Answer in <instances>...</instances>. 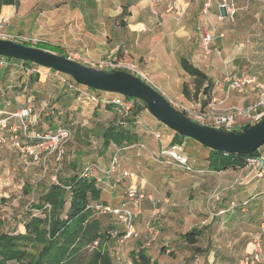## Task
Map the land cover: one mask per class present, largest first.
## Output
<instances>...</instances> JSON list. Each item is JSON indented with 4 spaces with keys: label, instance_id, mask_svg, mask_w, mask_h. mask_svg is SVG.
<instances>
[{
    "label": "rangeland",
    "instance_id": "1",
    "mask_svg": "<svg viewBox=\"0 0 264 264\" xmlns=\"http://www.w3.org/2000/svg\"><path fill=\"white\" fill-rule=\"evenodd\" d=\"M128 1L130 0H19L17 9L9 8V11L0 18V39L29 47H36L38 42L46 41L59 44L62 49L61 53L65 56L68 52H76L93 62L103 60L114 52L118 42L124 43L122 38L119 40L116 38V33L123 35L127 30L120 22L127 24L129 21L127 17L121 15L124 8L126 11L129 10V7H125ZM234 1L240 8L245 6L246 0ZM212 8H214L213 11L216 10L215 5ZM216 25L219 33L223 35L214 39L211 48L218 50L220 55H205L202 51V55L206 59L208 58L214 80L223 82L225 73L229 72L233 75L244 74L254 77L257 84L264 85V7L259 2L251 3L246 10H240L232 21H224L216 23ZM199 31L201 32L200 28ZM88 40L95 44L91 51L82 48V42ZM124 44L129 45L127 41ZM125 49L127 53L118 52V58L123 62L134 64L142 70H144V65H148L150 69L155 68V65L148 63L145 56L139 58L137 55L136 59L132 50L128 51V47ZM113 54L116 57V54ZM32 70L39 71V73L33 71V74H38L36 82L29 80ZM183 84L191 86V78L187 77ZM153 87L159 93L162 91L156 86ZM171 88L173 89V86ZM82 92H88L89 96L95 98L102 96L89 89H82ZM251 93H255V91ZM166 97L169 98L168 95ZM171 98L175 99L172 96ZM180 98L179 101L189 105L186 101L189 99L184 96ZM201 99L203 98L200 96V102ZM28 101L33 104L37 116L35 127L37 131L44 133L56 129L58 126H64L70 129L72 137L65 146V155L59 170H57L58 164L53 157L48 158L42 165L21 158L8 143L0 148V199L4 200L0 202V222L1 229L5 232H25L23 221L27 220V210L30 205L36 202L40 189L55 183L57 177L64 179L69 175L81 172V169L88 164L96 163L103 168L108 164L113 150L111 147L105 153H100L101 141L99 138L100 130L112 123L116 117L113 108H111V112L102 103L97 105L94 101L74 96V93L64 92L51 71L44 75L42 68L28 67L27 70L23 64L17 68H0V110L14 111L16 108L24 106ZM139 119L143 123H146L148 119L157 121L147 110H142L139 113ZM156 129L162 137V143L167 134L174 132L160 123L156 125ZM183 141L182 149L193 172H184L179 167L170 168L174 164L164 162L149 163V166H146L148 171H153L154 175L150 174L152 177L159 178L156 180L158 184H154L156 185L154 188L150 187V189L144 190L145 193H150L157 199H155L154 207L159 210L158 218L150 220L149 211L153 209L152 205L150 208L142 210L141 224L138 223V218L136 219L135 227L140 234L137 240L129 239L120 244L118 237L110 239L106 244V249L113 264H125L124 261H128L129 252L133 248H137V245L145 246L148 254L156 260L157 264H204L202 259L190 255L192 248L181 246L179 235L198 222V217L203 218L200 221L211 217L206 209V204L208 205L209 201L210 206L213 202L209 198L215 191L212 192L211 186L204 183L199 184L195 178L198 173V165L193 160L202 162L203 158L200 154L190 150L185 142L199 143L190 138H184ZM202 148L205 147L202 146ZM261 148L260 146L257 149L258 153L262 150ZM138 158L136 162H129L125 167L126 171L142 175L138 170L141 169L140 162L144 160L142 159L144 157L140 155ZM120 159L121 154H119V164ZM73 166L76 167V172L73 171ZM119 167L121 169V165ZM121 171L123 170L121 169ZM121 171H116V174ZM251 172L256 174V171ZM163 174L171 176L175 182L180 184V187L169 185L163 181ZM246 174L247 172H242L241 176ZM116 177L103 183L101 189L103 191L105 189L106 192V190L116 189L117 186H120L122 183H113ZM130 181L133 180L130 179ZM131 185L136 186L134 183ZM25 191H30V193L27 194ZM164 198L168 199V203L162 201ZM234 201L235 203L240 202ZM198 208L202 210V213L199 216L195 215L197 219L193 217L188 221L184 219L182 225L180 221L175 223L174 228L171 229L163 225V220L169 211L178 214L181 219V214L190 211L193 213ZM32 213L40 214L37 210H33ZM100 218L105 226L114 224L118 232L121 231L120 225L115 224L110 218L101 215ZM241 227L238 225L231 232L219 231L220 243L229 241L231 235L240 234ZM256 227V224L252 228L250 227V232L256 231ZM151 228L158 229L155 237L149 233ZM200 242H206L205 235L202 236ZM162 248L169 250V253L159 252ZM241 255L240 252H234L230 256L231 261L223 259L221 264H238Z\"/></svg>",
    "mask_w": 264,
    "mask_h": 264
},
{
    "label": "crops",
    "instance_id": "2",
    "mask_svg": "<svg viewBox=\"0 0 264 264\" xmlns=\"http://www.w3.org/2000/svg\"><path fill=\"white\" fill-rule=\"evenodd\" d=\"M166 1L167 0H165V3ZM147 3L148 0H130L126 4L124 3L125 7H129V12L127 11L129 14L127 17L129 21L123 26L126 27L127 30L124 31L123 35L116 33V38H118V40L122 38L124 43L127 41L129 45H126L121 41L118 42L117 45L115 44L116 46L112 54L115 53L117 55L118 52L127 53L125 47H128V51L132 50L134 52L135 58L137 55L139 58L145 56L148 63L155 65V68L150 69L148 65H144V70L141 68L140 70L144 73L146 72V76L149 75L148 79L151 84L156 86L160 91L162 90L161 92H163L164 95L167 94L169 98L172 96L178 100L183 96L182 85L186 78L189 77L186 76L183 70L181 71L180 67V59L186 58L193 66L202 70L212 79L214 84L211 94L212 98L221 100L225 94L224 81L220 83L214 80L208 58L206 59V57L202 55L201 50V33L199 28L203 26L205 22V17L201 11L202 0H178V3L182 5V7L188 8L191 17L189 19H182L175 18L171 15H165L161 20L160 25L157 23L156 17L148 12ZM12 7L13 6L3 7L0 18L3 17V15L9 11L8 9ZM14 8L17 9V7ZM164 9L165 4H160L159 11L163 12ZM213 9L214 8H211L209 17L212 22H216L215 18L217 15V9L215 11H213ZM148 13L149 15H147ZM46 43L51 44L52 46H57L60 48L61 53L62 49L59 44L50 42ZM94 45L95 44L89 40L82 42V48H85L86 51H91ZM170 84L173 86V89ZM255 98L256 93L241 94L237 91H232L229 94L226 104L248 106L255 100ZM6 103L8 104L7 101ZM112 110L114 112V108ZM140 122L142 125L133 126L131 132H133L138 138L136 143L143 144L146 150L130 148L120 149V165L122 170H126L125 167L129 162H136V159H139L138 156L142 155V157H144L142 159L144 160L140 162L142 166L141 169L138 170L142 175L134 173L136 176L135 180L130 181V179H125L116 189L106 190V192L105 189L104 191L102 190L100 201L106 205H118L124 198L125 188L131 183L136 184L138 189L143 192L145 189H150V187L154 188V186L158 184V181L156 183V180L159 178L157 177L156 179L155 176L152 177L150 174H153V171H148L146 166H149V163H160L156 161L160 143L153 137V132L158 133L156 125H158L159 122L152 119H148L146 123H143L142 121ZM173 137L174 132L167 134L163 140L164 146L171 145ZM183 143L184 141H182V144ZM185 144L190 150L200 154L203 158L202 162L193 160V162L198 165V173L195 177L199 181L198 183H204L211 186L213 188L212 192L215 191V193L209 198L210 200H213L210 206L209 201L207 202L208 205L206 204V209L209 211L211 217L205 218L201 221L200 219L202 217H198L199 221L195 222V224L189 228V230L191 228H196L201 231L202 235L197 244L195 246H190L181 240L179 235L181 246L192 248L190 255L202 259L204 264H221L223 259L225 261H231L232 259H230V256H232L234 252L242 253V258L246 253L254 249L255 241L259 242L260 248L264 252V176L258 177L256 174L254 175V173L251 172L252 170L246 166L238 170L221 172L210 171L206 160L209 155L207 148H202L200 144L193 142L186 141ZM111 147L113 149L112 145L109 149ZM261 147L262 150H260L259 158L264 160V144ZM109 162L103 167L104 169L109 165ZM176 167L178 168V166L174 164L170 168ZM121 169L119 167L117 171L119 172ZM242 172H247V174L241 176ZM163 175V181L167 182L169 185L180 187V184L177 181L175 182L171 176ZM214 195L215 198L213 199ZM234 200L240 202H237V204ZM246 200L248 201L247 205L243 208L239 207L240 203ZM231 202H234L237 207L232 208L230 205ZM150 206H152V204L145 201L143 209L146 210V208H150ZM200 213H202V210L198 208V210H194L193 213L190 211L181 214L180 219L178 214L169 211L163 220V225H165L166 228L171 229L174 228L175 223H179L180 221L182 225L184 219H187V221L191 217L197 219L196 216H199ZM140 218L141 216L138 217V223L140 222L141 224ZM254 224L257 225L256 231L250 232ZM238 225L242 226L241 233L237 235L234 232L235 236L231 235L229 241L227 240L224 243H220L218 237L219 231H222L223 233L231 232L234 231V227ZM204 235L206 236V242H200ZM139 247L145 248L143 245H137V248ZM137 248H133L132 250ZM197 248L199 250H195ZM145 249L147 250V248ZM166 253H169V250H166ZM228 255L229 258H227Z\"/></svg>",
    "mask_w": 264,
    "mask_h": 264
},
{
    "label": "built area",
    "instance_id": "3",
    "mask_svg": "<svg viewBox=\"0 0 264 264\" xmlns=\"http://www.w3.org/2000/svg\"><path fill=\"white\" fill-rule=\"evenodd\" d=\"M259 2L264 7V0H246L244 7H238L234 0H202L201 11L205 17V22L201 29V47L205 55L216 54L220 55L218 50H212L211 45L214 39L222 37L219 33L216 23L224 21H232L240 10H246L251 3ZM165 4L163 12L159 11V5ZM215 5L217 9L216 22H212L209 17L211 8ZM148 12L156 17L157 23L160 25L161 20L165 15H171L175 18L189 19L191 13L187 7H182L178 0H148ZM66 58L78 62L84 66H90L96 70L102 71H125L137 78L151 84L148 77L136 65L123 62L114 57V54L109 55L107 58L98 61H90L76 52H68ZM23 63L16 60H7L0 57V68H14L19 67ZM44 70V75L50 71L47 68ZM35 71L32 70L31 73ZM36 72L39 73L38 70ZM61 86L69 92L77 94V97H83L86 100L94 101L97 105L102 103L104 105L111 104L115 107L118 115V123L127 118L132 109L133 102L126 99L121 95L104 93L102 96L95 98L89 96L88 92H82V89L88 90L86 87L75 84L72 79L63 74L55 75ZM224 97L221 100L211 98L206 106H202L201 102H188L185 105L178 99L166 97L163 92L160 94L166 99L168 104L180 113H183L186 118L197 123L198 125L232 132L241 129L246 125H253L259 122L264 117V85L256 83L254 77L244 74L233 75L226 73L224 77ZM152 85V84H151ZM232 91H238L243 94H248L253 91L256 93V98L248 106H238L226 102L229 94ZM89 95H88V94ZM204 99V97H203ZM37 116L33 104L29 101L22 107L16 108L14 111L6 112L0 110V148L9 144L14 149L18 156L21 158L32 160L33 162L45 164L48 158H54L58 164L57 170L61 169V162L65 155V146L71 140L72 132L64 126H58L48 132H39L35 128L37 125ZM137 125L142 124L137 121ZM153 137L160 143V148L156 156V161L160 163L175 164L184 172L192 173L193 169L188 164V158L184 155L181 143L171 144L164 146L162 137L157 132H153ZM113 146L109 165L104 169L96 163H91L85 166L82 170V176L92 178L98 186H102L107 180H113L114 184H121L125 179L135 180L136 176L132 172L123 170L116 174L119 169V154L120 149ZM125 148L146 150L143 144L133 143ZM246 167L252 171H256V176H264V160L261 158H248ZM145 201L153 205L150 211V220H156L159 215L158 208L154 207L155 198L151 194H146L134 185H128L124 191L123 200L116 206H109L102 203H95L92 205L93 209L101 215L111 216L117 225H120L121 231H113L112 237H118L120 244L129 239H138L140 234L135 227L136 219L142 214L143 204ZM168 202V199H163ZM248 201L240 203L239 207L243 208L247 205ZM232 208L237 207L234 202L230 203ZM48 208V206H46ZM148 230V229H147ZM149 233L155 237L158 229L151 228ZM257 237V236H256ZM125 264H132L124 261ZM238 264H264V252L261 250L259 242L255 241V247L252 251L246 253L239 261Z\"/></svg>",
    "mask_w": 264,
    "mask_h": 264
},
{
    "label": "trees",
    "instance_id": "4",
    "mask_svg": "<svg viewBox=\"0 0 264 264\" xmlns=\"http://www.w3.org/2000/svg\"><path fill=\"white\" fill-rule=\"evenodd\" d=\"M18 5L19 0H0V15L3 7H18ZM121 15L123 17L129 16L126 8L122 10ZM120 23L123 26L125 25L123 22ZM35 46L66 57L60 53V48L46 42H38ZM116 58L119 59L118 54ZM18 62L23 63L27 70L28 67H39L28 62ZM180 67L187 76L192 78L191 86L182 85V95L189 99L188 102L195 103L200 102V96L204 97V99H201V105L206 106L212 98L211 94L214 86L212 79L202 70L193 66L186 58L180 59ZM49 70L54 75L57 74V72ZM29 80L30 82H36L38 74L32 72ZM62 90L66 93H72L66 91L63 87ZM89 90L98 92L101 95L104 94L97 90ZM74 96L77 97V94L74 93ZM126 99L131 100L134 107L130 115L122 121V124L118 123L115 107L111 104L105 105V108L109 110L112 107L114 108L116 117L112 123L103 127L99 132L100 153L102 154L111 145L122 149L136 143L138 140L137 136L131 132V128L137 125V121L140 122L139 113L146 110V107L137 99ZM249 126L246 125L235 132L243 131ZM183 140L184 137L174 132L171 144L182 143ZM207 150L209 151L206 159L207 166L210 171L214 172L238 170L246 166L248 158L259 157L257 150L250 155L222 153L208 148ZM73 171L76 172L75 166H73ZM101 188L102 186H98L94 179L83 177L81 170V172L69 175L64 179L57 177L55 183L40 189L36 202L30 205L27 210V220L23 221L22 224L24 233L5 232L1 229L0 222V264H113L112 258L106 249V244L113 238L111 233L116 231L117 227L114 224H107L106 226L102 224L101 214L97 213L92 207L95 203H102L100 201ZM25 192L30 193V191ZM3 201V199H0V202ZM33 210L39 211L40 214L35 215L32 213ZM101 216L110 218L116 224L111 216ZM201 235V231L191 228L181 234L180 239L190 246H195ZM160 252H166V249L162 248ZM128 259L132 264H157L143 247L130 251Z\"/></svg>",
    "mask_w": 264,
    "mask_h": 264
},
{
    "label": "water",
    "instance_id": "5",
    "mask_svg": "<svg viewBox=\"0 0 264 264\" xmlns=\"http://www.w3.org/2000/svg\"><path fill=\"white\" fill-rule=\"evenodd\" d=\"M0 57L51 69L92 90L137 99L160 124L213 151L250 155L264 144V117L240 132L201 126L171 107L153 86L125 71L96 70L60 54L4 39H0Z\"/></svg>",
    "mask_w": 264,
    "mask_h": 264
}]
</instances>
